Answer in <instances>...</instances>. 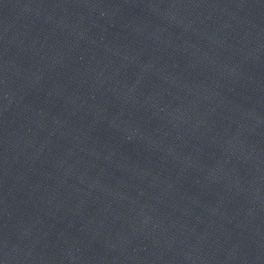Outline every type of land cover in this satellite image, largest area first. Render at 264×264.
Wrapping results in <instances>:
<instances>
[{"label":"water","instance_id":"obj_1","mask_svg":"<svg viewBox=\"0 0 264 264\" xmlns=\"http://www.w3.org/2000/svg\"><path fill=\"white\" fill-rule=\"evenodd\" d=\"M0 264H264V0H0Z\"/></svg>","mask_w":264,"mask_h":264}]
</instances>
